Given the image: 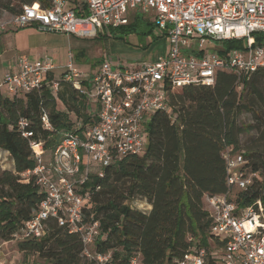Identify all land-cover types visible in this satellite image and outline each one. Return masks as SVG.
<instances>
[{
  "label": "trees",
  "instance_id": "obj_1",
  "mask_svg": "<svg viewBox=\"0 0 264 264\" xmlns=\"http://www.w3.org/2000/svg\"><path fill=\"white\" fill-rule=\"evenodd\" d=\"M24 5L48 8L51 0H0V17ZM152 30L149 19L132 12L128 24L102 35L121 39ZM242 46V39L223 43L225 50ZM87 86L84 78L48 73L38 89L0 91V239H16L18 251L51 264L92 262L82 255L79 235L54 220L40 238L17 237L44 196L34 175H26L36 164L29 142H41L47 154L66 134H82L96 123L98 107L80 91ZM167 96L169 109L156 110L146 125L145 149L112 161L101 176L89 174L77 190L87 196L86 220L99 223L95 250H111L113 264H128L134 255L142 264H172L200 246L207 249V264H220L210 254L212 217L203 200L227 190L225 150L242 152L245 170L257 174L246 189H232L230 199L240 207L259 200L264 208V68L239 81L220 70L210 85L169 86ZM3 152L11 166H2Z\"/></svg>",
  "mask_w": 264,
  "mask_h": 264
},
{
  "label": "built area",
  "instance_id": "obj_2",
  "mask_svg": "<svg viewBox=\"0 0 264 264\" xmlns=\"http://www.w3.org/2000/svg\"><path fill=\"white\" fill-rule=\"evenodd\" d=\"M51 0V6L24 5L21 12L0 17V32L8 26L62 33L76 38H95L109 27L126 25L130 14H143L153 24L156 36L167 41L165 52L149 63L114 66L102 61L80 89L98 120L82 134H66L47 154L41 142L29 144L36 159L26 172L44 191L34 216L17 237L40 238L48 222L79 235L82 255L92 264H113L111 250L96 251L99 223L86 220L87 196L78 193L89 174L101 176L103 168L121 156L141 153V134L156 110H168L167 87L210 85L217 71L232 72L237 81L264 68V0ZM153 31V32H154ZM243 40L242 47H223L226 40ZM204 44H207L204 47ZM220 50H224L220 53ZM56 69L53 57L36 59L19 56L15 70L5 73L0 91L8 93L38 89L48 73ZM80 73L73 56L60 75L77 81ZM58 83L50 85L53 92ZM42 120L47 126L46 117ZM23 126V121H19ZM31 136V132H23ZM226 164L224 193L206 196L205 209L212 217L209 240L211 256L220 264H264V208L258 200L240 207L230 199L232 189H246L256 177L245 170L242 152H223ZM216 242H219L218 244ZM217 245V246H216ZM214 249V250H213ZM207 249H190L172 264H207ZM128 264H142L138 255Z\"/></svg>",
  "mask_w": 264,
  "mask_h": 264
},
{
  "label": "rangeland",
  "instance_id": "obj_3",
  "mask_svg": "<svg viewBox=\"0 0 264 264\" xmlns=\"http://www.w3.org/2000/svg\"><path fill=\"white\" fill-rule=\"evenodd\" d=\"M8 15L10 14L4 12L1 17H6ZM18 30H20V28ZM21 30L27 32V35L24 34L22 40L28 41L31 54L37 55L45 53L53 57L55 65L60 69L64 68L68 62L67 55L68 52H70L73 56L74 67L80 73V79L90 77V74L95 70L99 61H109L114 66L122 64L129 67L144 62H152L156 59L157 53L164 47V41L166 40L164 36H159L158 39H155L154 36H156V31L154 30L146 34L129 33L121 39L105 37L102 34L95 38L82 39L29 26ZM2 40L3 39H0V43H2ZM19 41H21V38L13 39L11 35H9V41L5 42L6 48L0 52V82L3 80L4 72L8 71L10 67L12 55H15L19 49ZM206 45L207 44H204V47H206ZM60 69L54 72L56 78L61 75L59 73ZM245 119L247 120V117H245ZM141 139L144 146H146L147 132L145 130L141 134ZM245 139L246 137H243V140ZM1 161L2 166H8L9 160L7 157L4 156ZM203 204L204 206L206 205V197L203 200ZM0 264L51 263L39 257L37 254L18 251L16 248V239L10 241H3L0 239Z\"/></svg>",
  "mask_w": 264,
  "mask_h": 264
},
{
  "label": "crops",
  "instance_id": "obj_4",
  "mask_svg": "<svg viewBox=\"0 0 264 264\" xmlns=\"http://www.w3.org/2000/svg\"><path fill=\"white\" fill-rule=\"evenodd\" d=\"M78 0H67V5L68 6H73L75 5ZM12 26H8L5 30L1 31L0 32V39H3L2 40V43H0V52L2 50H4L6 48V43L5 42H8L9 41V35H11V37L14 39H17V38H21V41L18 42L19 46H18V50H17V53L15 55H12V61L10 62V67L8 69V71H5V73H8V72H12L15 70V61L16 59L19 57V56H27L29 59H36V58H39L43 55H45V53H40V54H37V55H34V54H31V48H29V45H28V41H23L22 38L24 37V34H26L27 32L25 30H21L23 29L24 27L20 28V30H18L19 28L17 27H12ZM29 27H33L35 28L34 26H29ZM10 30V31H8ZM8 31V32H7ZM27 35V34H26ZM99 36V35H98ZM74 37V36H72ZM27 38V37H26ZM25 40V39H24ZM167 48V41L165 40L164 41V47L161 49V51L159 53H157V57L161 54H163L165 52ZM27 52V53H26ZM70 52H68L69 54ZM68 56V55H67ZM1 57V55H0ZM156 57V59H157ZM9 58V59H11ZM154 59V60H156ZM102 61H99V63L97 64L95 70H93L92 68V73L90 74V76H92L96 71L97 69L99 68V65ZM55 63V61H54ZM56 66V65H55ZM57 69H60L58 66H56V69L54 70V72L57 70ZM63 69L64 68H61L59 70V73L61 74L63 72ZM59 75V74H58ZM4 76V75H3ZM83 77V76H82ZM89 78V77H88ZM84 79H87L84 77ZM3 155L5 157L8 156V153L7 152H3ZM12 165V162H9L8 166H11Z\"/></svg>",
  "mask_w": 264,
  "mask_h": 264
}]
</instances>
